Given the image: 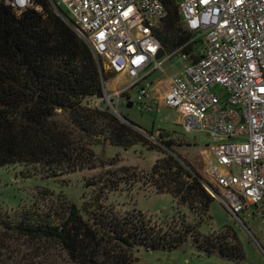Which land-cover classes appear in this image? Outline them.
I'll list each match as a JSON object with an SVG mask.
<instances>
[{
    "label": "trees",
    "instance_id": "1",
    "mask_svg": "<svg viewBox=\"0 0 264 264\" xmlns=\"http://www.w3.org/2000/svg\"><path fill=\"white\" fill-rule=\"evenodd\" d=\"M161 1L167 9L157 30L162 47L170 52L186 44L184 50L194 53L197 40L188 43L194 34L183 27L175 0ZM33 4L41 10L17 13L0 3V167L19 163L57 179L95 168L94 145L159 149L163 156L144 182L155 193L170 194L194 220L179 216L156 226L139 210L118 214L103 206L104 190L132 180L134 173L123 167L81 207L43 188L39 196L49 200L46 204L22 207L13 215L0 211V264H135L137 247L171 251L188 240L198 253L239 264L243 249L232 227L200 232L211 220L214 200L204 171L174 150L170 139L158 141L162 150L147 137L152 131L120 120L108 108L83 104L87 97L103 96L104 72L89 44L48 0Z\"/></svg>",
    "mask_w": 264,
    "mask_h": 264
},
{
    "label": "built area",
    "instance_id": "2",
    "mask_svg": "<svg viewBox=\"0 0 264 264\" xmlns=\"http://www.w3.org/2000/svg\"><path fill=\"white\" fill-rule=\"evenodd\" d=\"M48 1L89 44L102 73L103 67L114 73L113 95L105 91L110 110L111 97L117 104L130 89L143 110L157 104L149 94L154 74L175 57L179 68L164 105L180 112L186 133L208 136L215 162L207 161L206 189L236 218L264 202V0H175L183 27L204 37L200 53H187L186 44L170 52L162 47L161 0ZM0 3L17 13L41 10L33 0Z\"/></svg>",
    "mask_w": 264,
    "mask_h": 264
},
{
    "label": "rangeland",
    "instance_id": "3",
    "mask_svg": "<svg viewBox=\"0 0 264 264\" xmlns=\"http://www.w3.org/2000/svg\"><path fill=\"white\" fill-rule=\"evenodd\" d=\"M194 37L196 36L192 38ZM195 39L197 41L192 44L193 52L200 53L204 47V37L198 36ZM175 61L176 58H172L163 65L162 71L154 74L153 87L149 94L157 104H149L148 110H143L142 106L135 102V93L132 89L120 94L117 104H115L116 97L110 96L115 105L114 111L110 110L105 91L107 95H113L114 73L104 67L107 83H104L103 96L101 98L87 97L83 100V104L108 108L119 119L123 116L144 130L152 131L153 135L147 137L162 150L165 149L158 141L164 138L170 139L174 150L196 167L201 168L206 175L207 161L215 162L214 156L207 149L210 143L208 136L198 131L186 133L181 126L180 112L164 105V95L170 85V76L179 68L178 64L172 65ZM215 89L219 91V87ZM127 96L129 100L126 99ZM129 101L132 102V106L127 108ZM92 149L97 157L95 168L78 170L57 179L43 178L31 167L19 163L0 167V211L13 215L22 207L46 204L49 200L46 198L43 202L39 196L40 189L43 188L52 191L54 196L61 193L66 199L81 207L82 203L89 201L102 186L109 185V178L114 179L116 173L121 174V168L128 167L130 173H134L132 180L121 181L116 190H104L103 206L113 209L118 214L133 209L139 210L156 226L164 225L179 216H184L189 222L194 220V216L186 207L177 204L170 194L155 193L153 188L144 182L143 177L149 173L155 161L163 156L162 151L148 150L141 145L122 149L109 144L94 145ZM86 183L90 185L85 186ZM209 214L211 220L201 225V233L219 232L224 226H230L236 231L243 249V259L239 264H264V203L257 207H250L236 218L227 212L219 199L214 198ZM133 258L135 264H234L217 256L198 253L191 246L190 240L180 248L171 251H149L143 247H137L133 251Z\"/></svg>",
    "mask_w": 264,
    "mask_h": 264
},
{
    "label": "water",
    "instance_id": "4",
    "mask_svg": "<svg viewBox=\"0 0 264 264\" xmlns=\"http://www.w3.org/2000/svg\"><path fill=\"white\" fill-rule=\"evenodd\" d=\"M54 10L56 11L57 15H59L61 17V14L58 12V10H56L55 8H54ZM163 55H164V51H163V49L160 48L157 55H156V58L159 59ZM126 99L129 100V96H127ZM131 106H132V102L129 101L126 107L130 108ZM120 120L127 122V120L123 116L122 117L120 116Z\"/></svg>",
    "mask_w": 264,
    "mask_h": 264
},
{
    "label": "crops",
    "instance_id": "5",
    "mask_svg": "<svg viewBox=\"0 0 264 264\" xmlns=\"http://www.w3.org/2000/svg\"><path fill=\"white\" fill-rule=\"evenodd\" d=\"M264 203V202H263ZM247 218V217H246Z\"/></svg>",
    "mask_w": 264,
    "mask_h": 264
}]
</instances>
